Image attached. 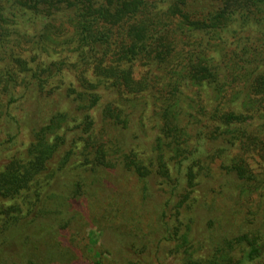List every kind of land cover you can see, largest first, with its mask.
Wrapping results in <instances>:
<instances>
[{
    "label": "trees",
    "instance_id": "16d2710c",
    "mask_svg": "<svg viewBox=\"0 0 264 264\" xmlns=\"http://www.w3.org/2000/svg\"><path fill=\"white\" fill-rule=\"evenodd\" d=\"M135 61L159 72L136 78ZM65 69L81 76L61 89ZM106 89L115 96L101 106L100 130L91 111ZM144 91L153 95L157 133L147 153L125 132L142 117L140 105L116 96ZM56 94L62 96L54 100ZM29 97L45 99L47 110L37 124L23 121L30 143L0 170V264H35L30 251L43 245V231L52 254L73 252V239L69 247L61 236L75 222L76 200L93 194L99 169L111 163L107 135L121 148L119 165L136 178L141 200H154L153 183L164 184L155 232L158 241L181 239L179 264H264V167L249 161L252 151L264 158V0H0L4 147L19 134L16 109ZM63 98L77 122L58 132L68 115ZM68 163L77 165L63 169ZM54 174L35 200L20 201L40 177ZM194 192L208 237L221 208L229 225L206 255L190 225L179 232L168 216ZM143 240L145 252L150 240ZM140 260L124 264H153Z\"/></svg>",
    "mask_w": 264,
    "mask_h": 264
},
{
    "label": "rangeland",
    "instance_id": "374dc122",
    "mask_svg": "<svg viewBox=\"0 0 264 264\" xmlns=\"http://www.w3.org/2000/svg\"><path fill=\"white\" fill-rule=\"evenodd\" d=\"M69 34H71V30ZM52 57H56V55ZM132 65L136 78L142 77L149 69H152L154 72H159L155 69V66L150 67L149 64L142 61H135ZM86 74L91 80L95 78L91 70ZM80 76L81 72H79V70L74 71L65 69L60 78L61 89H65L70 84L77 85V79H79ZM18 89H20V86H18ZM110 92L113 91L107 89L106 91L101 90L102 98L100 103L91 111V116L94 118L100 130L105 129L104 124H99L101 119V106L105 101L115 96L114 92ZM59 96L62 95L56 94L53 99L56 100ZM116 96L117 99L122 101H130L129 98H131L132 101L140 105V109L143 111L142 117L139 121L136 119L135 122L132 123V126L125 132L130 138V140H128L129 142L139 143L134 144L139 152L147 153L150 148V143L157 134L154 127L156 119L153 116V95H150V92L144 91L136 94L118 93ZM37 101L39 102L38 104ZM46 102L45 99L37 100L33 97H29L27 100L20 103V107L16 109V113L22 121L19 134L13 141L6 144L5 147L1 145V143L9 136L5 134L6 130H4L3 126H0V170L4 169L6 162L12 155L22 151L29 145L30 128H28L23 121L30 122L31 126L32 124L34 125L35 123L41 122L44 110H47L45 106ZM60 105L61 108L64 107L67 109L68 115L65 116L62 126L57 130L58 132H62L66 124L73 125L77 122L74 118L75 114L70 111L73 108L70 100L68 98H63ZM77 117L81 118L79 115H77ZM108 131L111 132L112 130L110 131L108 129ZM107 138L109 147L108 159L111 163L105 169H99L98 177L92 186L93 194L91 196H83L79 200H76L74 204L77 213L75 222L69 230H64L61 236L64 242L63 244L66 246H69L68 244L71 239H73V252L68 253L67 250L63 249L64 254L58 251H56L58 253L56 256L52 254L45 245V241L52 237L49 236L46 231H43L38 239L43 245L36 250L31 249L30 251L31 256L35 259V264H48L49 261L46 260L51 256L54 260L49 264H124L129 260L135 262L138 260L141 262V258H144L146 262L149 261L153 264H157L159 261L158 255L162 258L161 264H179L177 243H179L181 239L177 238L169 242L158 241L161 236L155 232V229L158 227L157 210L155 209L157 205L155 206V203L158 202V199H163L164 190L162 188L164 184H159L158 182L153 183L152 188L155 192L154 196H156L154 200H141L136 178L119 165L118 158L122 156V152L120 151L121 148L112 144L109 135H107ZM113 140L117 144L114 138ZM118 144L122 147L124 146L121 142H118ZM125 149H127V147L122 148V150ZM249 161L250 165L255 169L264 167V158L258 152H249ZM76 165V163H68L63 169L75 168ZM56 174L40 177L29 189L23 191L20 201L26 200L27 197L31 200H35L37 198V192L43 193L53 185ZM198 179H200L199 175ZM199 196V193L194 192L186 203L178 209L169 207L168 216L170 223L179 227V232L189 229L187 225H190L191 234H198L203 244L202 248L199 247V253L206 255L205 251L207 244L215 242L223 234L222 232H224V234L229 232L227 231L229 225L225 219L226 214L223 208H221L219 212H217L221 218L220 225L215 230L213 237H208L206 221L204 219L199 220L196 215L198 200L195 199V197L199 198ZM25 202H27V200ZM25 202L21 204L23 212L29 209V204ZM239 206H241V203H239ZM106 207L112 209L110 212L111 214L103 218L102 215L106 214ZM245 209L246 205L244 210ZM239 211L240 209L238 208L237 213H239ZM145 238L150 241L147 249L143 252L141 251V243H144L143 239ZM34 252L35 254H32ZM254 264L260 263L256 262Z\"/></svg>",
    "mask_w": 264,
    "mask_h": 264
}]
</instances>
